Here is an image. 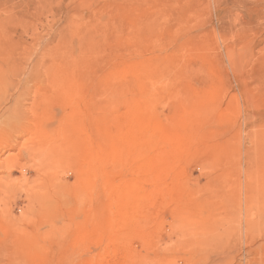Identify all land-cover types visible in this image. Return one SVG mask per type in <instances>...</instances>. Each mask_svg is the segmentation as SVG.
I'll return each instance as SVG.
<instances>
[{
  "label": "rangeland",
  "instance_id": "rangeland-1",
  "mask_svg": "<svg viewBox=\"0 0 264 264\" xmlns=\"http://www.w3.org/2000/svg\"><path fill=\"white\" fill-rule=\"evenodd\" d=\"M0 264H264V0H0Z\"/></svg>",
  "mask_w": 264,
  "mask_h": 264
},
{
  "label": "bare ground",
  "instance_id": "bare-ground-1",
  "mask_svg": "<svg viewBox=\"0 0 264 264\" xmlns=\"http://www.w3.org/2000/svg\"><path fill=\"white\" fill-rule=\"evenodd\" d=\"M140 24H141V23H140ZM141 25H142V24H141ZM141 25H140L141 28L139 27L140 30L138 29L139 32L141 31V29L143 30V26H141ZM143 25H144V22H143ZM137 28H138V27H137ZM132 29H133V28H132ZM134 30H135V29H134ZM134 30H133V31H134ZM131 31H132V30H131ZM136 33L138 34V32H136V30H135V33L132 32V34H133L132 36H135L134 34H136ZM140 33H141V32H140ZM140 33H139V34H140ZM142 35H144V34H142ZM130 36H131V35H130ZM136 36H137V35H136ZM140 36H141V34H140ZM127 37H128V36H127ZM143 37H144V36H141V38L138 37V38L140 39V42H141V39H142V42H143ZM133 38H134V37H133ZM126 39H128V38H126ZM131 40H132V39H131ZM134 40H135V39H134ZM134 40H133V41H134ZM136 40H137V39H136ZM126 42H130V41L127 40ZM137 42L139 43V45L142 44V43H140L139 41H137ZM132 43H133V42H132ZM138 43H137V44H138ZM128 44H130V43H128ZM143 44H144V43H143ZM130 45H131V44H130ZM130 45H129V46H130ZM133 45H134V43H133ZM142 46H143V45H142ZM132 48H134V47H132ZM130 50H131V49H130ZM143 59H144V57H143ZM129 60H131V59H129ZM132 60H133V59H132ZM132 60H131V62H132ZM136 61L138 62V66H137V64H134L135 61H134V63L132 62L131 64H128V63H130V61H128V63H125V62H124V64H128V65H130V66H129V67H125L126 70H123V73H124L123 75L127 76V78H129L130 81H135V83H134V84L136 85L135 89H138V90H139L138 93H139V92H140V89H139V88H144V81L146 80V79L144 80V73L147 74V72H144V66H145V64L142 65V63H140V65H139V62H140V61H138L137 59H136ZM142 62H143V61H142ZM143 63H146V61L143 62ZM151 63H152V62H151ZM154 63H155V62H154ZM170 63H171V62H170ZM116 64L119 65V63H116ZM121 64H123V63H121ZM152 64H153V63H152ZM146 65H147V66H150V64H148V63H146ZM173 65H174V64H173ZM176 65H177V64H175L174 66H176ZM116 66H117V65H116ZM121 66H123V65H121ZM151 66H152V65H151ZM166 66H167V65H166ZM174 66H172L173 69L171 68V66H167V67H170L172 70H175V69H174V68H175ZM114 68H115V65H114L113 69H114ZM116 68H117V67H116ZM118 68H121V67L118 66ZM118 68H117V69H118ZM152 68H153V67H151L150 69H152ZM176 68H177V66H176ZM113 69H112V71H113ZM167 69H168V68H167ZM177 69H178V68H177ZM177 69H176V70H177ZM153 70H154V69H153ZM168 70H169V69H168ZM168 70H167V71H168ZM172 70H170V71H172ZM154 71H155V70H154ZM170 71H169V72H170ZM177 71H178V70H177ZM110 72H111V71H110ZM110 72L108 73L109 75H110ZM118 72H121V71L118 70ZM175 72H176V71H175ZM175 72H174V73H175ZM113 73H115V69H114V72H113ZM151 73H152V71H151L149 74L152 75ZM155 73H156V76H157L158 73H157L156 71H155ZM167 73H168V72H167ZM118 74H119V73H118ZM119 75H120V74H119ZM119 75H118V76H119ZM150 75H149V76H150ZM110 76H112V72H111V75H110ZM110 76H109V77H110ZM114 76L116 77V75H114ZM120 77H121V76H120ZM120 77H119V79H120ZM151 77H152V76H151ZM145 78H146V76H145ZM110 79H111V80H114L113 78L110 77V78H109V81H110ZM116 79H117V77H116ZM149 79H150V78H149ZM121 80H122V79H121ZM116 81H117V87H120L121 84H119V83H121V82H118V81H120V80H116ZM125 81H126V80H125ZM118 84H119V85H118ZM123 84H124V83H123ZM134 84H133V85H134ZM147 84H148V83H147ZM107 85H108V84H107ZM133 85H132V87L134 88L135 85H134V86H133ZM126 86H128V85H126ZM149 86H150V85H149ZM152 86H153V85H152ZM138 87H139V88H138ZM120 88H121V87H120ZM120 88H119V89H120ZM121 89H122V88H121ZM127 89H130V88H127ZM103 92H104V91H103ZM128 93H130V92H128ZM128 93H127V94H128ZM132 93H133V92H132ZM132 93L130 94L131 96H133ZM123 94H124V93H123ZM133 94H134V93H133ZM139 94H140V93H139ZM130 95H128V96H130ZM140 95H142V93H141ZM140 95H137V96H140ZM128 96H127V98H130V97H131V96H130V97H128ZM142 96H143V95H142ZM131 98H132V97H131ZM139 98H140V97H139ZM140 100L142 101V98H141ZM142 102H143V101H142ZM131 105H132V104H131ZM131 105H127V106H128V107H132ZM133 107H135V106H133ZM139 108H141V110H143V112H144V108H143V109H142V107H139ZM127 110H128L127 114L131 112V109H127ZM138 111H139V110H137V113L134 114V115H137V116L140 117L139 112H140V114H141V111H139V112H138ZM132 112H133V111H132ZM145 113H146V112H145ZM145 113H143V115H144ZM131 115H132V113H131ZM128 116H130V115H128ZM132 116H133V115H132ZM141 116H142V115H141ZM144 116H145V115H144ZM139 117H138V118H139ZM148 117H149V116H148ZM128 118H130V117H128ZM128 118L126 119L127 121H128ZM134 118H137V117L134 116ZM138 118H137V119H138ZM137 119H135V120H137ZM139 120H140V119H139ZM116 121H117V120H116ZM143 122H144V123H142V125L144 126V134H143V136H142V134H141L140 136H142V137H144V138H145L146 136H148V137H149V136L154 137V139H153V145L156 144V143L158 142L157 146H161V147H162V146H165V147H163V148H166V147H167L168 150H171V153H172V152H175V150L178 149L177 145L175 146V143L177 142V141H176V138L172 137L171 135H170V136L165 135V134L163 133V130H161V128L159 127L158 124L156 125V123H153V122H151V121H148L149 123H147V121H145V120H144ZM124 124H126V123L124 122ZM135 124H136V123H135ZM135 124H134V125H135ZM122 125H123V124H122ZM122 125H121V127H122ZM132 125H133V124H132ZM140 125H141V124H140ZM138 126H139V125H138ZM116 127H117V126H116ZM124 127H125V126H124ZM136 128L138 129L137 126H136ZM139 128L142 129L143 127H140V126H139ZM124 129H127V127L124 128ZM130 130H131V129H130ZM130 130H128V131H130ZM122 131H123V130H122ZM122 131H121V132H122ZM140 131H142V130H140ZM181 131H182V130H181ZM116 132H117V131H116ZM124 132H125V131H124ZM132 132H133V131H132ZM135 132H136V131H135ZM135 132H134V134H135ZM137 132H138V131H137ZM111 133H112V134H115V132L113 133V131H112ZM125 133H126V132H125ZM120 134H121V133H119V136H120ZM127 134H128V135H131V132H130V133L127 132ZM137 134H139V133H137ZM137 134H136V135H137ZM115 135H116V134H115ZM115 135H113V136H115ZM128 135H127V136H128ZM136 135H135V136H136ZM144 135H145V136H144ZM121 136H122V135H121ZM132 136H133V135H132ZM132 136H130V138H132ZM135 136H134V139H135ZM116 137H118V136H116ZM122 137H123V136H122ZM142 137H140V138H141V139H144V138H142ZM137 138H138V137H137ZM137 138H136V139H137ZM146 138H147V137H146ZM136 139H135L134 141H132V142L137 141L139 138H138L137 140H136ZM155 139H156V140H155ZM127 140H131V139H127ZM145 140L148 141L149 139H145ZM151 140H152V139H151ZM154 140H155V141H154ZM177 140H178V139H177ZM109 141H110V140H109ZM111 141H113V140H111ZM140 141H141V140H140ZM142 141H143V140H142ZM142 141H141V142H142ZM156 141H157V142H156ZM128 142H130V141H126L127 144H130V143H131V142H130V143H128ZM141 142H137V143L140 144V145H141L142 143H144V145H145V142H142V143H141ZM154 142H155V143H154ZM106 143H107V142H106ZM131 144H132V143H131ZM140 145H139L140 148H142V147L144 148L143 144H142V146H140ZM103 146H105V144H104ZM106 146H107V144H106ZM157 146L154 145L153 147H154V148H157ZM132 147H133V146H132ZM132 147H131V148H132ZM137 147H138V145H137ZM128 148H130V147H128ZM105 149H106V148H105ZM110 149H111L110 151H111L112 153H115V155H116V152H119V151H118L119 149H117V141H115V139H114L113 142L110 143ZM134 149H135V148H134ZM157 149H158V148H157ZM160 149H161V148H160ZM120 150H121V149H120ZM138 150H139V148L137 149V152H136V153H138ZM158 150H159V149H158ZM168 150H167V151H168ZM164 151H165V149H164ZM133 152H135V150H134ZM133 152H132V153H133ZM168 152H169V151H168ZM154 153H155V152H154ZM119 154H121V153L119 152V153H118V156H119ZM133 155H135V153H134ZM138 155H139V154H138ZM169 155H170V154H169ZM118 156H117V157H118ZM135 156H137V154H136ZM171 156H172V154H171ZM113 157H116V156H113ZM121 157H122V155H121ZM91 158H92V157H91ZM169 158H170V157H169ZM111 159H113V158H111ZM121 159H122V158H121ZM90 161H91V160H90ZM100 161H101V160H100ZM115 161H118V160L116 159ZM104 162H105V161H104ZM111 162H112V161H111ZM97 163H98V162H97ZM97 163H96V164H97ZM117 163H121V162H117ZM124 163H125V162H124ZM111 164H112V163H111ZM115 164H116V162H115ZM115 164H113V165H115ZM126 164H127V163H125V165H126ZM98 165H99V164H98ZM102 165H103V164H102ZM100 167H101V166H100ZM100 167H99V168H100ZM110 167H114V166H111V165H110ZM125 167H126V166H125ZM123 169H124V167H123ZM97 172H98V171H97ZM100 181H101V180H100ZM98 183H99V182H98ZM102 184H103V182H102ZM113 186H114V185H113ZM101 188H102V187H101ZM111 188H112V187H111ZM102 189H103V188H102ZM117 189H118V188H117ZM85 194H86V193H85ZM133 194H134V193H133ZM83 195H84V194H83ZM116 195H117V194H116ZM114 199H115V197H114ZM79 203H80V202H79Z\"/></svg>",
  "mask_w": 264,
  "mask_h": 264
}]
</instances>
